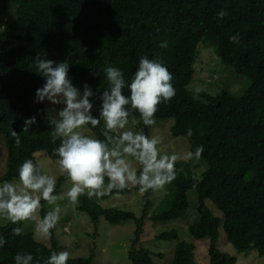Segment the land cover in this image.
<instances>
[{"label": "trees", "instance_id": "1", "mask_svg": "<svg viewBox=\"0 0 264 264\" xmlns=\"http://www.w3.org/2000/svg\"><path fill=\"white\" fill-rule=\"evenodd\" d=\"M1 1L16 4L17 17L0 30V132L8 145L7 172L0 180L11 181L25 159L40 166L38 153L56 160L53 149L57 145L51 143V128L46 123L49 109L46 102H34L36 89L44 83L33 66L38 55L57 63L68 61L74 85L82 88L87 82L99 92L108 86L103 75L108 66L121 69L130 81L140 56L157 58L172 74L175 96L158 105L155 119H174L172 135L186 138L191 151L202 145L200 158L208 163V170L197 180L183 175L181 169L187 165L177 166L172 194L151 219L157 222L184 217L189 208L188 191L194 190L199 197L200 219L189 226V233L196 240L209 241V264H237L218 247L221 228L239 251L256 250L264 256V0ZM220 10L227 13L222 20L216 15ZM233 36L238 38L235 42L230 39ZM205 38L219 44L222 62L252 79L245 96L200 94L209 102L206 104L189 92L197 48ZM162 41L168 42L167 48L159 46ZM95 103L98 105V99ZM33 115L37 124L22 131L25 118ZM132 117L138 118L135 113ZM11 128L20 134L18 146L9 134ZM88 128L103 139L100 126ZM151 128L139 122L137 129L150 136ZM188 128L192 137L185 136ZM61 184L57 183L55 192L59 193ZM137 192L134 186L109 195ZM145 193L142 218L102 208L87 197L76 205L91 217L95 227L101 216L114 225L136 221V238L129 253L132 264H156L152 252L137 249L150 215L152 190ZM207 201L222 217L213 214ZM46 205L41 201L40 217L46 214ZM15 227L22 229L19 236L11 234ZM0 237L5 239L0 264H14L18 253H30L33 264H44L52 252H60L53 230L51 246L36 241L20 223L0 226ZM178 237L175 230L158 238ZM194 251L192 243L181 241L171 264H198ZM67 264H92V259H69Z\"/></svg>", "mask_w": 264, "mask_h": 264}, {"label": "clouds", "instance_id": "2", "mask_svg": "<svg viewBox=\"0 0 264 264\" xmlns=\"http://www.w3.org/2000/svg\"><path fill=\"white\" fill-rule=\"evenodd\" d=\"M216 15L222 20L227 13L220 10ZM230 39L235 42L238 38ZM159 46L167 48L168 42L162 41ZM33 66L44 80L36 89L34 102L62 105L47 113L46 123L51 128V143L57 145L53 155L58 173L70 187L65 192H55L57 177L42 172L32 159H25L11 181L0 183V221L13 225L33 221L34 236L47 238L60 219L58 201L74 207L81 196L99 201L114 190L119 192L129 186L138 187L140 193L159 190L176 178L174 164L178 159H199L203 153L204 148L199 145L182 157L177 153L161 154L158 137L128 127L132 113L138 117L133 124L156 125L158 105L167 104L175 96L172 74L161 60L140 56L130 81L121 69L108 66L103 73L108 86L102 92L94 91L87 82L82 88L75 86L69 77L68 61L57 63L38 55ZM36 124V115L25 118L22 131ZM89 125L92 129L100 126L103 139L84 134ZM9 134L15 145H20V134L13 128ZM192 135L188 128L185 136ZM41 201L51 207L38 217ZM21 231L15 227L11 234L19 236ZM4 243L0 237V248ZM13 259L14 264H33L30 253H18ZM69 259L68 251L52 252L44 264H67Z\"/></svg>", "mask_w": 264, "mask_h": 264}, {"label": "rangeland", "instance_id": "3", "mask_svg": "<svg viewBox=\"0 0 264 264\" xmlns=\"http://www.w3.org/2000/svg\"><path fill=\"white\" fill-rule=\"evenodd\" d=\"M17 17V5L5 4L0 0V30H4ZM195 77L189 85V92L199 101L209 104L207 100L201 98L200 94L217 97L224 93L236 98H241L247 94L252 86V79L239 73L235 67L225 64L219 55V44L205 38L197 48V57L194 64ZM49 111L53 108L62 107L52 106L46 102ZM133 119L129 118L128 127L133 131H138V123L133 124ZM175 125L174 119L158 120L152 126L150 136H156L161 143L158 145L161 154L177 153L181 157L191 151L188 140L184 137H174L172 129ZM95 136L88 128L84 133ZM96 137V136H95ZM7 142L0 132V179L7 172L8 147ZM37 161L43 172L55 175L57 183H62L59 192H65L70 187L69 182L58 173L56 160L50 159L44 153L37 154ZM186 166L181 169L185 177H193L197 180L202 179L203 174L208 170V163L203 159L192 158L189 160L178 159L174 164ZM137 168L138 165H134ZM61 179V180H60ZM5 181L0 180V183ZM134 187V186H129ZM173 182L165 185L162 189L152 191L149 197V218L145 221L143 234L138 250H148L153 253V260L156 264H171L174 261L177 245L181 241L192 243L195 246V258L198 264H209V251L207 239L196 240L189 233V226L199 222L198 212L199 197L194 190L188 191L189 208L184 217L173 221H153L151 218L155 212L160 210L162 203L172 192ZM146 193L132 194H112L102 197L99 201L95 198L90 199L102 208H115L121 211L130 212L137 218H142L146 200ZM86 197V196H81ZM61 207L60 219L53 230L54 240L60 247V251H68L70 259H92V264H132L129 253L132 251V242L136 238L137 224L135 220H126L119 225H114L107 221L103 216L99 218L98 227L94 226L91 217L77 209L76 206L67 205L65 201H58ZM207 206L215 216L222 213L209 201ZM48 204L46 210H50ZM42 207L37 215L40 217ZM33 221L21 222L23 229L27 233H33ZM10 224L7 221H0V226ZM178 233V240L163 239L158 237L162 234L175 231ZM218 247L219 249L234 257L237 264H264V256L256 250L239 251L229 243L224 230H219ZM36 241L51 246L49 236L41 238L34 236Z\"/></svg>", "mask_w": 264, "mask_h": 264}]
</instances>
